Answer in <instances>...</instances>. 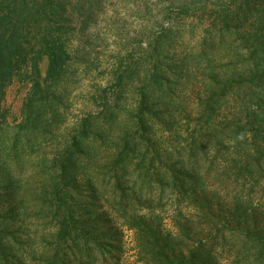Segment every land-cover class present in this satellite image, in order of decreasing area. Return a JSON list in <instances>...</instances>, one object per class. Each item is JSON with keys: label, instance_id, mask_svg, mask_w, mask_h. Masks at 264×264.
Listing matches in <instances>:
<instances>
[{"label": "trees", "instance_id": "trees-1", "mask_svg": "<svg viewBox=\"0 0 264 264\" xmlns=\"http://www.w3.org/2000/svg\"><path fill=\"white\" fill-rule=\"evenodd\" d=\"M188 1L186 12L207 7ZM217 8L197 54L166 63L171 31L160 32L70 121L72 53L49 17L64 4L0 0V264H122L119 227L134 264H264V0ZM226 35L240 67L212 64ZM193 73L204 80L188 102ZM15 77L30 88L11 128L2 103ZM134 82L126 107L120 90Z\"/></svg>", "mask_w": 264, "mask_h": 264}, {"label": "rangeland", "instance_id": "rangeland-1", "mask_svg": "<svg viewBox=\"0 0 264 264\" xmlns=\"http://www.w3.org/2000/svg\"><path fill=\"white\" fill-rule=\"evenodd\" d=\"M32 7H38L43 0H25ZM63 3L65 12L62 16L52 13L50 23L54 28L63 31V39L72 53L68 65V78L63 88L68 94V119L74 121L81 115L94 110L90 96L99 87H105L110 75L117 66L124 67L127 56L133 55L139 59L143 50L155 40L162 31H168L169 45L164 61H177L185 54H197L202 47L203 39L209 25H212L217 7H225L229 0H206V9L202 5L196 8L190 6L188 12L181 7L188 0H53ZM219 8V9H220ZM49 13V11H48ZM28 22L31 34L28 36L32 44L37 30L36 26H44V16L41 13ZM35 27V28H34ZM223 46L216 47L218 52L212 62L215 68L221 65L240 67L241 58L237 56L238 41L231 36H225ZM220 48V49H219ZM146 59H149L147 56ZM244 59V58H243ZM42 73L46 62L40 65ZM144 67H140V72ZM192 71V70H191ZM188 87L183 89L188 102L193 101L203 76L191 75ZM138 83L125 84L122 91V101L130 107L134 101V91ZM28 81L15 77L6 88L3 108L7 112L6 123L13 127L21 119L23 100L29 91ZM181 123V121H180ZM172 212L171 206H166L164 215ZM170 228L169 218L165 220ZM119 239L122 245V264H134L133 234L119 227Z\"/></svg>", "mask_w": 264, "mask_h": 264}]
</instances>
